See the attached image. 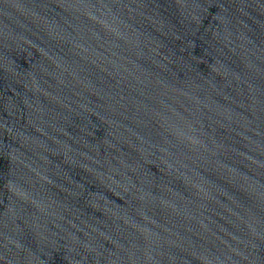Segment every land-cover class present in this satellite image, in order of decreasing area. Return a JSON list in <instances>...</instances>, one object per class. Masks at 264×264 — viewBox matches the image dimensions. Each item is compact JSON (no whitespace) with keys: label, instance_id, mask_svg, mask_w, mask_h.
<instances>
[{"label":"water","instance_id":"95a60500","mask_svg":"<svg viewBox=\"0 0 264 264\" xmlns=\"http://www.w3.org/2000/svg\"><path fill=\"white\" fill-rule=\"evenodd\" d=\"M264 117V0H0V201Z\"/></svg>","mask_w":264,"mask_h":264}]
</instances>
